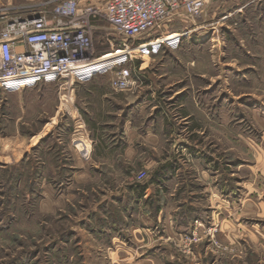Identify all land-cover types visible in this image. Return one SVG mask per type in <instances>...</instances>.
<instances>
[{
  "label": "rangeland",
  "instance_id": "rangeland-1",
  "mask_svg": "<svg viewBox=\"0 0 264 264\" xmlns=\"http://www.w3.org/2000/svg\"><path fill=\"white\" fill-rule=\"evenodd\" d=\"M208 1L135 60V94L112 74L0 91V264H264V0ZM93 25V57L121 48Z\"/></svg>",
  "mask_w": 264,
  "mask_h": 264
},
{
  "label": "built area",
  "instance_id": "built-area-1",
  "mask_svg": "<svg viewBox=\"0 0 264 264\" xmlns=\"http://www.w3.org/2000/svg\"><path fill=\"white\" fill-rule=\"evenodd\" d=\"M208 6V0H111L103 11L82 9L79 0H62L50 13L31 12L10 20L0 31V91L20 92L65 77L87 83L112 74L115 92L135 94L141 87L135 60L156 55L163 47L177 49L190 33L168 35L170 25L200 19ZM103 16L122 45L95 58L93 23ZM156 32L162 34L150 39ZM113 41L107 39L111 47ZM159 41L156 48L153 44Z\"/></svg>",
  "mask_w": 264,
  "mask_h": 264
},
{
  "label": "crops",
  "instance_id": "crops-1",
  "mask_svg": "<svg viewBox=\"0 0 264 264\" xmlns=\"http://www.w3.org/2000/svg\"><path fill=\"white\" fill-rule=\"evenodd\" d=\"M79 2H80V0H79ZM80 4H81V2H80ZM9 19H10V18H9V14L4 13V14L1 15V17H0V22H1V24H2V23L5 24ZM94 129H96V125L94 126ZM96 131H97V129H96Z\"/></svg>",
  "mask_w": 264,
  "mask_h": 264
}]
</instances>
